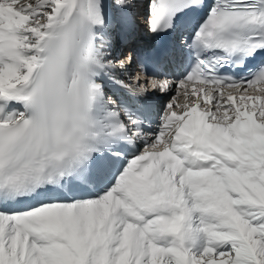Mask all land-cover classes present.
I'll return each instance as SVG.
<instances>
[{"label":"snow or ice","instance_id":"1","mask_svg":"<svg viewBox=\"0 0 264 264\" xmlns=\"http://www.w3.org/2000/svg\"><path fill=\"white\" fill-rule=\"evenodd\" d=\"M0 264H264V0H0Z\"/></svg>","mask_w":264,"mask_h":264}]
</instances>
